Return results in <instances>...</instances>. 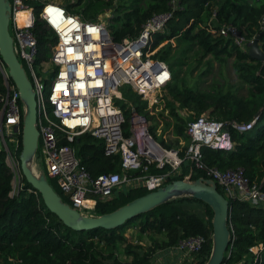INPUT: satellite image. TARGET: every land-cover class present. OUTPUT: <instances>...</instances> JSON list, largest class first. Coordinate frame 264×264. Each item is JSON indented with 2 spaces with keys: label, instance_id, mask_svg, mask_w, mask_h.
<instances>
[{
  "label": "built area",
  "instance_id": "obj_1",
  "mask_svg": "<svg viewBox=\"0 0 264 264\" xmlns=\"http://www.w3.org/2000/svg\"><path fill=\"white\" fill-rule=\"evenodd\" d=\"M38 2V16L56 35L48 56L38 57L35 0H10L9 29L14 50L25 70H29V74L26 72L36 92L40 159L46 175L55 179L71 206L83 214L94 215L97 201L109 200L122 190L155 189L181 173L185 165L191 173L201 170L203 176L212 178L228 200H245L264 207V189L245 174L243 167L221 169L208 165L201 150L202 145L232 149L235 141L230 128L250 129L257 115L249 121L219 119L208 112L193 116L186 121L189 141L181 152L180 147H167L154 136L150 118L124 94L130 87L147 105L157 104L160 90L170 82L168 62L155 56L157 49H150V43L153 33L162 30L173 15L179 0H169V8L153 12L137 35L120 40L112 37L106 20L85 19L55 0ZM217 30L242 48L254 39L246 38L231 21L220 22ZM0 71V153L5 154L13 172L14 190H18L24 176L21 151L26 106L1 54ZM83 132L101 138L105 154L119 153L120 170L94 177L89 174L73 144ZM155 167L161 170H153ZM206 240L207 236L200 233L182 236L175 243L156 249L153 263H195ZM257 247L250 249L256 251ZM174 255L177 259H170L171 262L161 263L163 259H159Z\"/></svg>",
  "mask_w": 264,
  "mask_h": 264
},
{
  "label": "trees",
  "instance_id": "obj_2",
  "mask_svg": "<svg viewBox=\"0 0 264 264\" xmlns=\"http://www.w3.org/2000/svg\"><path fill=\"white\" fill-rule=\"evenodd\" d=\"M168 1L122 0L115 5L113 0H63V5L68 11L79 13L88 20L97 19L104 7H113L108 28L112 37L120 40L125 36L137 35L142 23L153 12L169 8ZM35 4L37 18L34 31L40 58L50 54L56 35L38 16V0H35ZM223 21H231L246 38L256 37L264 52V0H179V6L174 9L164 28L153 33L150 49L166 40L155 51V56L165 59L172 73V82L167 84L171 99H167L164 105L172 119L166 120V123L172 124L176 142L178 137L189 141L185 131L188 119L184 125L174 101L181 107L194 110V116L207 111L219 119L249 121L257 115L250 129L238 131L230 128L235 141L232 149L202 145L201 150L206 164L221 169L241 166L245 174L264 189V61L250 56L248 47L242 48L231 37L219 34L217 27ZM171 38L177 40V44H182L179 55L171 53ZM192 45L199 46L205 54L210 53L219 61L232 56L234 70L240 80L248 84V93L237 95L231 91H202L187 85L181 86L178 83L181 78L174 67L180 65L181 53H185ZM2 90L0 71V92ZM124 94L138 111L149 118L154 117L151 111L156 104L147 105L130 87L125 89ZM117 102L126 106L120 99ZM159 114L162 115L161 112ZM155 129L156 124L150 125L151 132L156 136ZM159 141L167 147H177L170 141L166 142L163 137H159ZM73 144L91 176L120 170L119 153L105 154L101 138L83 132L75 137ZM185 147H180L181 152ZM153 170L161 169L155 167ZM187 172L189 166L184 165L182 172L173 179L182 178ZM200 175H204L201 170L189 172L191 178ZM48 181L67 202L68 198L58 186ZM147 191L145 188L119 191L109 200L97 201L93 212L100 214L113 210ZM185 200L204 203L206 216L183 205ZM229 203L231 236L222 264H264V207L239 199H230ZM211 217L212 209L208 203L185 195L164 201L113 228L99 226L76 230L48 209L40 192L25 176L22 177L21 187L14 190L13 172L5 160V154L0 153V264H154L152 256L156 249L167 247L182 236L197 233L206 235L207 240L199 252L200 259L186 264H203L211 247ZM132 225L138 227L140 237L143 232H151V243L147 247L127 240L124 232L126 227ZM156 232L163 236L156 238ZM254 245L258 246L256 251L250 249ZM118 252L129 254L130 260L120 259Z\"/></svg>",
  "mask_w": 264,
  "mask_h": 264
},
{
  "label": "water",
  "instance_id": "obj_3",
  "mask_svg": "<svg viewBox=\"0 0 264 264\" xmlns=\"http://www.w3.org/2000/svg\"><path fill=\"white\" fill-rule=\"evenodd\" d=\"M11 3L0 0V54L8 64L10 73L16 82L25 103L23 126V149L21 166L23 175L40 192L45 205L66 225L76 230L94 227L113 228L139 213L150 210L156 205L177 196H192L208 203L212 209L211 247L203 264H222L225 251L230 243L231 229L228 224L229 200L217 189L210 177L200 175L191 178L188 175L175 178L162 186L138 195L113 210L100 214L87 215L64 201L53 188L42 170L33 165L37 152V99L34 86L14 50L13 37L9 29ZM248 53L264 61V52L254 37L248 44ZM118 264V263H111Z\"/></svg>",
  "mask_w": 264,
  "mask_h": 264
},
{
  "label": "rangeland",
  "instance_id": "obj_4",
  "mask_svg": "<svg viewBox=\"0 0 264 264\" xmlns=\"http://www.w3.org/2000/svg\"><path fill=\"white\" fill-rule=\"evenodd\" d=\"M55 1L62 4L64 3L63 0ZM119 2H122V0H113V3H115V5H117V3ZM113 10V7L106 6L99 12L98 17L110 22V18L113 15ZM170 41L172 43L171 53L179 55L182 44H177V40H175L174 38H171ZM165 42L166 40L159 43V45L155 47V50L161 47ZM180 59V65H175L174 68L178 70L179 76L181 78L178 83L181 84V86L187 85L195 88L196 90L202 91H231L236 93L237 95H246L248 93V84L241 81L234 70L232 56L226 57L223 61H219L215 59L210 53L205 54L199 46L192 45L186 50L185 53H181ZM27 71L29 74V70ZM171 82L172 80H170V83ZM159 97L160 98L158 102H156L157 104L151 111V113L154 114V117L150 118V125L156 124V136H154L158 140L159 137H163L166 142H172L174 144L173 146L183 147L187 144L188 139L186 140L182 137H178V142H176V135L173 133L172 124L166 123V120L172 119L171 115L168 112L167 106H164L167 99H171L167 85L160 90ZM174 102L176 104V110L182 116L185 125V121L191 116H194L195 111L186 107H181L177 101ZM160 112L162 113V115L159 114ZM39 143L37 145V150H39ZM33 165L37 171L42 170L46 175L45 165L40 159V156L37 152L35 154ZM46 177L57 187L54 178L48 177L47 175ZM15 185L16 188L19 186V180L15 181ZM15 191H17V189ZM183 205L190 208V210L196 211L199 214L206 216L207 211L205 204L200 201L185 200L183 202ZM138 233V227L136 225L126 227L124 232L127 240L131 243H140L142 247H147L151 243V237L149 236V233L151 232H143V235L141 237ZM154 235L159 239L163 236L162 233L157 232L154 233ZM118 256L122 260H130V255L127 253L118 252Z\"/></svg>",
  "mask_w": 264,
  "mask_h": 264
},
{
  "label": "crops",
  "instance_id": "obj_5",
  "mask_svg": "<svg viewBox=\"0 0 264 264\" xmlns=\"http://www.w3.org/2000/svg\"><path fill=\"white\" fill-rule=\"evenodd\" d=\"M159 259H163L161 263H166L170 259H177V256L176 255H174V256H161ZM169 262H171V261H169Z\"/></svg>",
  "mask_w": 264,
  "mask_h": 264
}]
</instances>
